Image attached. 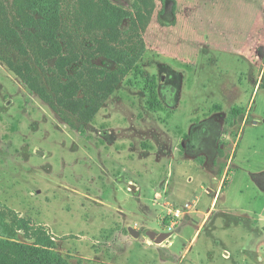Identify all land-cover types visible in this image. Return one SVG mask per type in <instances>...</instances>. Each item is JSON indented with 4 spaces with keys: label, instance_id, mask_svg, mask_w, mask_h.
Segmentation results:
<instances>
[{
    "label": "rangeland",
    "instance_id": "obj_1",
    "mask_svg": "<svg viewBox=\"0 0 264 264\" xmlns=\"http://www.w3.org/2000/svg\"><path fill=\"white\" fill-rule=\"evenodd\" d=\"M76 1L63 0L73 61L60 66L38 17L0 0V55L58 97L54 111L0 59V211L15 238H52L71 264H264V0H148L147 51L125 77Z\"/></svg>",
    "mask_w": 264,
    "mask_h": 264
},
{
    "label": "trees",
    "instance_id": "obj_2",
    "mask_svg": "<svg viewBox=\"0 0 264 264\" xmlns=\"http://www.w3.org/2000/svg\"><path fill=\"white\" fill-rule=\"evenodd\" d=\"M138 1L141 2L142 8L138 9L135 15L112 4L109 0L76 1V12L80 16L79 21L86 23L84 25L85 28L98 25V23L103 24L104 32L112 35L109 43L100 42L96 50L99 56H104L115 62L119 67L117 74L119 73L123 77L134 69L147 51L145 41L139 30L137 17L143 15L148 0ZM160 1L163 4L166 2V0ZM12 6L18 16L27 17L29 14H33L38 17V19L31 17L28 21L31 23L30 28L37 29L40 39L48 44V48H45L46 50L43 48V52H46L50 60L57 59V63H60V66L62 63H71L73 61L70 59L72 57L70 54L68 57V55L63 53V47L58 35V31H60L63 25V0H12ZM126 21L133 24L137 33L135 37L132 36L129 43H125V40L120 41L119 39V35L122 34L121 29ZM14 37L17 39V43H19L20 52L26 53L19 35L14 32ZM0 59L35 94L48 103L54 111H57L54 105V100L58 99L55 91L49 93L44 85H39L37 79L32 83L28 81L25 75V67L27 65H23L25 67L17 65L12 60H7L1 55ZM37 63L39 64L40 60H37ZM34 73L39 76L38 72ZM74 84L78 89V85ZM260 89H264V79ZM85 112L89 113L90 111L85 110ZM19 222L23 224L21 229L22 227L26 229L31 228L28 221L24 219L19 218ZM51 239L40 237L37 240L39 243L34 245L20 243L15 238V228L8 222L6 215L0 211V264H71L63 255L52 249Z\"/></svg>",
    "mask_w": 264,
    "mask_h": 264
},
{
    "label": "water",
    "instance_id": "obj_3",
    "mask_svg": "<svg viewBox=\"0 0 264 264\" xmlns=\"http://www.w3.org/2000/svg\"><path fill=\"white\" fill-rule=\"evenodd\" d=\"M131 233L134 236H138V235H135V232L132 229H131ZM147 236L152 241H154L156 244H162V243H164L166 240H168L171 237V233H157V232H154V231H149L147 233Z\"/></svg>",
    "mask_w": 264,
    "mask_h": 264
},
{
    "label": "crops",
    "instance_id": "obj_4",
    "mask_svg": "<svg viewBox=\"0 0 264 264\" xmlns=\"http://www.w3.org/2000/svg\"><path fill=\"white\" fill-rule=\"evenodd\" d=\"M221 189H222V183H220L219 190H218V192H217L218 195L220 194V190H221ZM218 195H217V196H218Z\"/></svg>",
    "mask_w": 264,
    "mask_h": 264
}]
</instances>
